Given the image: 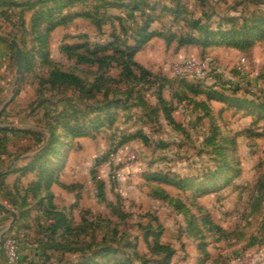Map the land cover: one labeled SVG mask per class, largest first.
<instances>
[{
    "label": "rangeland",
    "instance_id": "rangeland-1",
    "mask_svg": "<svg viewBox=\"0 0 264 264\" xmlns=\"http://www.w3.org/2000/svg\"><path fill=\"white\" fill-rule=\"evenodd\" d=\"M137 5L156 8L151 32L177 37L156 36L135 54L150 73L134 68L136 79L116 61L101 69L79 60L84 50H65L114 42L117 20L52 39L51 22L37 19L45 8H0L9 40L0 39V165L10 170L0 180L9 208L0 260L14 264L4 248L14 236L16 264H264V0H87L58 18L99 6L115 18ZM190 20L260 29L250 45L247 35L180 45L181 34L204 40ZM206 59L207 79L185 71Z\"/></svg>",
    "mask_w": 264,
    "mask_h": 264
},
{
    "label": "trees",
    "instance_id": "trees-1",
    "mask_svg": "<svg viewBox=\"0 0 264 264\" xmlns=\"http://www.w3.org/2000/svg\"><path fill=\"white\" fill-rule=\"evenodd\" d=\"M86 1L87 0H28L27 2L11 4V6L7 5V8H45L46 10L45 13L44 12L38 13L40 15L37 17V19L39 20L41 17L42 22L44 21L51 22V26L48 28L47 31L53 30L58 26L66 25L69 21L75 20L79 17H86L92 19L98 28H100V25H102V23L105 20H109V19L117 20L120 25L122 36L117 35L114 42H111L110 44H107L105 46H95L94 48H92L88 42H84L82 44H75L73 46H68V47L66 46L65 50L67 51V53H74L80 50H84L85 54L79 56V60L81 62L85 61L91 64L97 63L101 69L104 68V66H106L108 62L116 61L120 66L123 67L122 74L126 73V75L136 79L137 77L134 71L135 68L136 70H139L142 75L149 76L150 73L135 61L134 59L135 54L139 52L141 48L149 40H151L156 36H163L166 38V40H173V38L177 37L175 36V34L169 35V34H165L164 32H159L158 30L152 32L150 31L151 25L156 21H160L159 17L156 18L155 16H153V13H150L151 11L154 12L156 8H140L138 7L139 5H137L134 8H117V9H122L124 12H126L128 20H125L122 17H115V18L107 17L103 11H106V9L109 8H102V7L100 8V6L97 8H89L88 10L82 12V14L80 15L74 14L73 16H66L61 20L58 18L62 13L61 8L65 9V8L74 7L76 4H81L83 6H86ZM147 9H150L151 11L147 12ZM162 11L164 12L172 11L175 14L184 13L183 11H179V9L173 10V8H163ZM99 12H101L100 14L102 15H100ZM48 13L51 15H49V18H46L45 16L48 15ZM99 15L101 18L100 20L96 21L94 17L97 18L99 17ZM136 15L137 17L140 18L139 22L136 21ZM129 19L131 20V24H129L128 22ZM226 22L229 24H234V21L232 20H226ZM186 25H188L191 34L199 32V34H202L204 36L203 38L204 40L200 39L201 35L198 36L197 38L189 35L190 33H186L184 34L183 37L182 34L179 37L180 38L179 44L185 45L188 43H197L205 47L210 46L212 44H218L219 42L222 41L230 45H239L240 44V40H238L240 39L239 36L242 37L246 35L248 36L247 39L249 43L247 45H250L254 39H249V38L254 34V32H257L260 29V28H256L255 26L247 29V26H244L240 29L231 28V30L223 31L221 30V24H219L218 27H216L218 31H213L211 30L209 25H202L200 20H190V22L186 23ZM245 29L247 30L245 31ZM187 36L188 37L190 36L189 39H186ZM129 39L130 40L133 39L135 41L133 45H129L128 42ZM40 41H41L40 44H45L44 39H40ZM110 49H113L114 51L112 52V54H109L111 51ZM55 75L56 74L54 73V76ZM136 93H138L137 94V99H138L137 101H139L138 103H142L143 96L141 91L138 90ZM160 101L162 102V99H160ZM132 102L134 103V101ZM99 122L101 123L102 120L98 122H94V124ZM172 123L175 126V128L177 129L182 128L180 124L176 123L173 120ZM53 137L54 136H52V138ZM53 139L51 140L49 146L46 148L45 153L52 151V144L55 143ZM205 140H208V142L215 141L216 140L215 133H212L211 136L205 138ZM5 178H7L5 174L0 175L1 181ZM184 184L185 181L181 182L180 187H185ZM0 210L6 212V210L3 207H0ZM160 248L164 252L170 251L169 248H163V247Z\"/></svg>",
    "mask_w": 264,
    "mask_h": 264
},
{
    "label": "crops",
    "instance_id": "crops-1",
    "mask_svg": "<svg viewBox=\"0 0 264 264\" xmlns=\"http://www.w3.org/2000/svg\"><path fill=\"white\" fill-rule=\"evenodd\" d=\"M28 0H0V8H7V5H9V6H11V4H15V3H22V2H27ZM73 8H76V7H73ZM72 11L73 12H75L76 10L75 9H72ZM84 11H86V8L84 9L83 8V10L81 11V12H84ZM118 11H119V13H118V15H120V17H122L123 15H125L123 12L124 11H122V9H118ZM76 13V12H75ZM116 17V16H115ZM117 17H119V16H117ZM136 21H140V18L139 17H137V15H136ZM74 27V26H80L79 28V31L82 33V32H86V31H93V29L94 30H96V26H95V24H94V22H93V20L92 19H90V18H86V17H79V18H77V19H75L74 21H73V23H71V24H69L67 27H65V26H58V27H56L53 31H52V33L50 34L51 36H49V38H52L53 39V36L56 34V33H61V32H63V31H67L68 30V28H70V27ZM74 31H75V28H74ZM97 31V30H96ZM84 32V33H85ZM80 38L81 37H79V38H77V40H80ZM51 40V39H50ZM76 43H79V42H76ZM75 43V44H76ZM50 44H51V41H50ZM10 172V170L8 169V167H3V166H1L0 165V175L1 174H6V173H9ZM0 206H2L6 211L7 210H9V208H8V206L6 205V202L5 203H3L2 205H0ZM3 213H5V212H3ZM1 221H2V219H0V223H1ZM1 226V225H0ZM2 227V226H1ZM7 227V226H6ZM10 228L11 227H9V230H10ZM6 257L3 255L2 256V258H1V260H0V264H10V263H8L6 260Z\"/></svg>",
    "mask_w": 264,
    "mask_h": 264
},
{
    "label": "built area",
    "instance_id": "built-area-1",
    "mask_svg": "<svg viewBox=\"0 0 264 264\" xmlns=\"http://www.w3.org/2000/svg\"><path fill=\"white\" fill-rule=\"evenodd\" d=\"M185 71H193L199 79H207L209 76V73L211 72V61L209 59L202 60L199 62H196L194 60H188L185 62ZM214 71V70H213ZM212 71V72H213ZM4 243V242H3ZM5 253L8 258V260L14 264H16L19 260V245H18V239L14 236H9L7 240L5 241Z\"/></svg>",
    "mask_w": 264,
    "mask_h": 264
},
{
    "label": "water",
    "instance_id": "water-1",
    "mask_svg": "<svg viewBox=\"0 0 264 264\" xmlns=\"http://www.w3.org/2000/svg\"><path fill=\"white\" fill-rule=\"evenodd\" d=\"M0 39H3V40H8V39H6V38H4V37H0ZM9 41V40H8ZM17 53H18V55H19V57L21 58L22 57V54H21V52H20V49L19 48H17ZM13 217L15 218V215L13 214Z\"/></svg>",
    "mask_w": 264,
    "mask_h": 264
}]
</instances>
